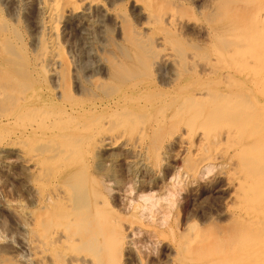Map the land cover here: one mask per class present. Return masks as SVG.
<instances>
[{
  "label": "bare ground",
  "instance_id": "1",
  "mask_svg": "<svg viewBox=\"0 0 264 264\" xmlns=\"http://www.w3.org/2000/svg\"><path fill=\"white\" fill-rule=\"evenodd\" d=\"M202 2L197 14L175 0H0V123L16 124L27 137L13 149L41 191L38 207L31 211L29 239L17 229L9 243L14 240L19 247L0 253V264H93L78 248H70L66 230L77 212L73 194L78 191L77 184L72 189L67 183L80 160L112 179L110 163L123 154L127 170L141 183V172L155 171L153 160L167 155L180 139L160 146L158 132L184 119L201 129L204 125L196 121L208 116L222 124L212 137L198 136L196 156L207 168L226 161L221 175L225 172L231 190V214L260 232L248 253L241 246L233 249L242 253L237 261L249 256L253 264H264V0ZM139 20L144 22L137 25ZM185 27L205 33L212 46L183 43L175 33L184 34ZM73 31L83 36L80 41H68ZM19 33L29 36L31 58L22 51L25 39ZM96 61L99 76L92 73ZM196 69L220 84H184ZM40 78L48 85L44 92L55 96L52 105L43 98L44 86L36 81ZM153 80L157 94L150 93ZM80 97L88 101L82 103ZM139 111L148 117L139 120L144 118ZM239 119L242 123L235 124ZM39 142L54 146L55 152L45 157ZM206 145L212 149L209 154ZM62 178L67 183L56 184ZM133 208L141 210L136 203ZM193 229L174 250L181 264L208 248L207 233Z\"/></svg>",
  "mask_w": 264,
  "mask_h": 264
},
{
  "label": "rangeland",
  "instance_id": "2",
  "mask_svg": "<svg viewBox=\"0 0 264 264\" xmlns=\"http://www.w3.org/2000/svg\"><path fill=\"white\" fill-rule=\"evenodd\" d=\"M176 1L183 3V5L193 13H197V11L200 12L198 9H201L204 5L202 2L203 0H175V2ZM122 7L127 13H130L129 7L126 4H123ZM134 21L136 22L135 19ZM140 22L143 23L144 21H137V25ZM22 29L24 30V28ZM175 34L176 38H179L183 43L188 45H198L205 49L212 46L210 37L205 36V33L190 29L189 27H185L184 34ZM19 35L21 38L23 37V39H25L23 40L22 51L27 57L31 58L33 55L28 48V34L19 33ZM69 36L67 39L72 43L74 41H80L81 37H83L81 34L79 35L77 31L69 33ZM112 36L115 38L114 35ZM183 36H185V39ZM99 69L100 66L96 61L92 69L93 75L99 76ZM196 70V74H190V76L183 81L184 84H191V86L194 84L196 86L203 83L205 85L208 84L207 86L210 87L220 84L221 80L207 75L208 73L205 75L200 73V69ZM36 81L44 86L42 89L44 92V88L48 86L46 81L43 80V78L36 79ZM154 87L158 89V83L155 80L152 81V86L150 87L152 90L150 93L157 94L158 91ZM51 90L52 88L48 87V91L52 92ZM45 92L46 95L43 96V98H48L46 101L50 105L54 104V94H47V90ZM131 93L132 92H128L127 94ZM36 95L40 98V95ZM36 95L33 96L35 103L39 102ZM83 98L84 97H80L78 99H82V103L88 101V99ZM177 98H180L176 97L175 99L178 103L179 100ZM45 99L39 103V106L43 104ZM140 113V117L142 116L141 118H144L139 119L140 117H138V119L145 120L144 115H146V113ZM146 117L148 116L146 115ZM187 120L188 119H184L183 121L175 120L173 123L174 126H171V128H164L161 130L162 132H158V135L161 136L159 137L160 146L164 141L172 142L173 138H175L176 141L178 138L180 139L169 147L167 155L160 154L156 160H153L154 165L156 164L155 171L141 172V183H136L131 173L127 170L125 158L122 156L123 154H121L119 160L116 159L115 162L113 161L110 163L111 171H113L112 173L110 172L112 179L105 178V174L99 173L92 165L84 159H81L80 166L77 167L78 170L76 169V171L79 173L81 172L82 175L77 174L76 171L73 173L76 176L71 173V184L64 182L63 178L56 182V184H63V182L67 183L68 187H72V189L74 185L76 187V184L78 187V191L74 192L75 195L73 194L75 206L77 205V212H75L74 218L70 220L68 228L66 229L71 239V242H69L70 248H78L76 251L82 256H87V259L92 260L93 264H181L174 250L176 249L175 251H177V247L180 245L179 243L184 242L183 239H186L188 235L190 236L192 234L191 230L196 227V231H202L204 234L207 233L206 236L209 238V241H207L208 248L204 255L197 254L199 258L195 257L194 260H187L186 264H253V259L247 254L248 258H244V260L239 263L237 260L238 257L241 259L242 253L237 254L233 250L238 249L240 246L242 250L245 249L243 251H246V249H249V251L252 250L254 244L259 239L258 235L260 232H257L256 229L253 230L251 227H247L243 222H236V218L232 215L233 207H228V204H231V202H229L231 190L227 189L228 184L226 182L228 181L225 180V172L221 175V171L226 170H224L226 161L223 160L224 163L221 161L218 164L212 163L215 166L212 165L207 168L205 166L203 167V164H200L196 156L197 152L195 149L199 141L198 136L206 135V137H212L211 133L215 132L222 123H218L220 121L217 119H210L209 116L208 118H199L196 124L204 125L200 129L198 127L195 128L194 125H191L190 120H188L189 122ZM242 120L243 119L237 120L235 124H241ZM248 120L249 119H244V123H247ZM1 123L3 125H1ZM1 123L0 253L2 254V252L6 251L11 253L19 245L18 242L14 240L13 243H11V241L9 243L11 236L17 229L22 235L25 233L23 236H27L26 238L29 239L30 215L31 211L38 207L37 203L41 198V191L40 188L35 187L30 182V180L33 179V172L27 170L22 158L18 156L13 149L14 145L25 140L27 137L24 138L19 134L20 127L16 124L11 122H9V125L8 122L7 124L6 122ZM10 123L14 127H12ZM181 138L183 141H181ZM177 144L181 146L178 147L176 146ZM47 147H49L48 144L39 142L38 148L45 152V157L55 148L53 146L47 149ZM210 150H212L210 146L206 145L204 152L209 154ZM52 152H55V150L51 151V153ZM87 163L89 164L88 166ZM82 164L85 165L84 169L87 168L86 170L83 169ZM107 164L109 165V163ZM261 171L264 172V169H261ZM43 176L46 178H44L45 182L48 183L45 174ZM53 182L54 181H51L50 183ZM78 184L80 186H78ZM36 191H38V195ZM76 195L78 196L76 197ZM142 195L150 199L148 198V201L145 200L144 203L143 199H141L143 197ZM32 200L35 202L32 203ZM141 201L143 203H141ZM135 203L141 206V210H135L134 212L133 207ZM151 203L156 204L155 207L153 205V208H151L152 206H149ZM192 225L193 228H190V234L187 232V235H185L187 227ZM19 227L22 229H19ZM195 229H193V232ZM234 233L238 234V238L232 240ZM229 237H231V240L226 241ZM244 237H247L245 241H248V244L244 241ZM253 237L255 240L252 239ZM12 239H17V237L13 236ZM253 240L254 242H252ZM229 244L231 247L228 246ZM250 244L251 246H249ZM13 246L15 247L13 248ZM204 247L206 249V246ZM249 251L246 252L248 253ZM195 259H198L200 262H196Z\"/></svg>",
  "mask_w": 264,
  "mask_h": 264
}]
</instances>
